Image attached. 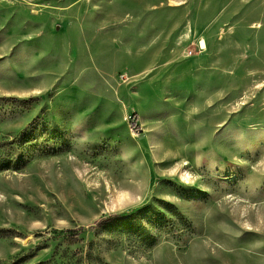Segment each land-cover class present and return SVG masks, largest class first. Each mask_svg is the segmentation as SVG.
<instances>
[{
    "label": "rangeland",
    "instance_id": "rangeland-1",
    "mask_svg": "<svg viewBox=\"0 0 264 264\" xmlns=\"http://www.w3.org/2000/svg\"><path fill=\"white\" fill-rule=\"evenodd\" d=\"M0 264H264V0H0Z\"/></svg>",
    "mask_w": 264,
    "mask_h": 264
}]
</instances>
